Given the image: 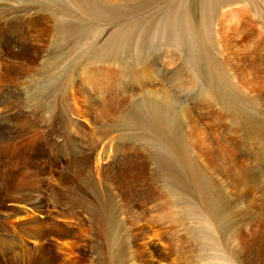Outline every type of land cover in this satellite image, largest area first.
I'll use <instances>...</instances> for the list:
<instances>
[{
	"label": "rangeland",
	"instance_id": "obj_1",
	"mask_svg": "<svg viewBox=\"0 0 264 264\" xmlns=\"http://www.w3.org/2000/svg\"><path fill=\"white\" fill-rule=\"evenodd\" d=\"M233 10L264 25V0H0V264H195L209 238L264 264V181L223 174L237 137L191 106Z\"/></svg>",
	"mask_w": 264,
	"mask_h": 264
},
{
	"label": "bare ground",
	"instance_id": "obj_2",
	"mask_svg": "<svg viewBox=\"0 0 264 264\" xmlns=\"http://www.w3.org/2000/svg\"><path fill=\"white\" fill-rule=\"evenodd\" d=\"M249 14L250 11L248 12L247 10H241L239 12H235L233 10V12L228 11L221 17V24L219 23L220 25L217 31V36L219 37L218 43L220 45L219 59H213L208 65L209 76L207 79V84H209L210 89L206 92L207 96H205V94L201 96L200 90H196L197 96H194L191 106H193V108L200 107L201 109L207 111V114H205L206 117H203L204 119L213 118L215 117L213 116V114L216 110H222L223 112H221L223 114L219 117L217 116L216 118V121H218V123L220 122L218 131L220 132V134H223L220 136H222L227 141L231 140V136L233 137L235 135L237 137L236 146L234 144H231L230 142H228V144L232 145V150H236V152L238 151L237 153L239 155H245L243 157L244 160L235 162L231 161L232 159H229L231 170L227 169L224 165L223 170L225 172L223 174L225 176L231 175V172H234L236 169H238V165L244 166L243 163L245 162L247 164L249 163L250 165L253 163L252 166H254L261 180L264 181V114H262V112H264V25L261 26L260 24V26H257L255 24V20H251ZM234 18H236V20H234ZM238 18L240 20H238ZM216 61H218V64L215 63ZM151 65L153 70L158 72L159 69L157 67L158 65L161 66V62L158 63L157 61H153ZM217 65L219 70L217 68ZM214 80L220 83L219 85H217L223 90L218 87H212ZM226 81H228L231 85L229 83H225ZM232 81L233 83H231ZM224 84L226 92H224L225 89L224 87H222ZM229 94H232L234 96L238 94L244 95L249 100L260 103L263 107V110H261L260 114H258L256 117H254L253 115L250 117L242 115L239 111L236 110L237 105L233 102ZM164 101L168 104H176L177 98L168 95L164 97ZM218 102L225 108L220 109V105ZM190 119L191 116L188 114L186 125L182 124L180 126L182 135L184 133V137H188L187 139L189 149H194V143L196 142L193 139L194 132L191 131L188 125ZM222 124H227L229 126L228 133L226 132L227 128L224 125L221 126ZM238 137L243 141L241 147L238 143ZM254 144H256V146L251 149L250 145L253 146ZM230 145L228 146L231 148ZM240 148L244 151H241ZM211 150H207V153L205 152L206 155L212 156L213 152ZM192 153L199 156L198 162L200 164V155H202V153L204 152L198 151L196 148V150H194ZM208 160L211 161L212 159L210 157H207V161ZM209 163L205 165L200 164V168L198 167V170L200 173H202L204 177L203 180H206V183H208L209 186L212 187L216 185L213 182L214 176L216 174L211 171L212 168H210ZM189 164L188 166H190ZM177 168L178 170L184 169L179 167ZM183 171L184 170L180 172L183 173ZM257 187H259L260 193H264L263 182H259Z\"/></svg>",
	"mask_w": 264,
	"mask_h": 264
},
{
	"label": "clouds",
	"instance_id": "obj_3",
	"mask_svg": "<svg viewBox=\"0 0 264 264\" xmlns=\"http://www.w3.org/2000/svg\"><path fill=\"white\" fill-rule=\"evenodd\" d=\"M195 264H236V260L220 251L209 238L204 241L203 250L196 257Z\"/></svg>",
	"mask_w": 264,
	"mask_h": 264
}]
</instances>
